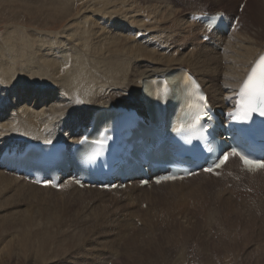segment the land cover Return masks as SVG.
<instances>
[{
    "label": "bare ground",
    "instance_id": "1",
    "mask_svg": "<svg viewBox=\"0 0 264 264\" xmlns=\"http://www.w3.org/2000/svg\"><path fill=\"white\" fill-rule=\"evenodd\" d=\"M86 1L84 0L81 6ZM166 1L172 8L168 6L154 8L153 3L156 0H90L89 7L83 9L80 12L83 14L73 19L74 23L71 29L65 32V36L54 33L56 31L52 32L53 36L37 46L34 53L26 52L24 55L26 63L14 64L10 60L13 55L9 53L12 47L1 46L3 60H0V151L5 146L15 143L25 145L32 142H77L92 126V122L95 123L118 107L134 108L144 115L145 94L152 99L151 87L168 74L183 70L191 72L197 78L206 91L212 108L230 109L240 83L256 59L264 53V40L259 39L258 32L238 30L239 21L228 36L215 32L208 33L202 24L189 19L192 14H203L205 9H191L185 14L183 12L178 14L176 10L180 11V7L175 6L170 0ZM217 1L225 2L231 7L235 0ZM243 1L239 0L237 10ZM255 1L246 0L240 20L245 16L247 7L251 8ZM218 11L225 10L218 7L209 13ZM226 12L227 16H234L231 9ZM204 36H208L209 40L205 41ZM21 75L32 76L25 84L28 87L18 84ZM12 174L0 169V182L11 186L10 190L15 192L20 190L34 194L57 192L23 181L21 177ZM240 177L248 178L242 180L243 182H237L236 179ZM217 178L200 173L185 180L152 185L149 188L168 186L170 191L173 189L178 191L176 188L187 187L186 190L190 189L191 194L215 191V194L225 196L228 193H219L220 190L217 191L216 186L222 179L236 182L234 185L248 181L252 191L259 187L264 191V173L251 175L242 172L236 160L230 159ZM138 181L139 178L133 180L131 188L106 192L78 188L70 182H65L60 192L85 191L84 193H95L99 197L117 196L115 201L127 209L122 216L137 223V218L141 221H144L145 217L151 219L150 213L153 212L151 208L148 210V207L153 202L156 204L161 196L155 194L156 191L155 193L148 191V187H137ZM254 181L258 182L251 184ZM240 194L242 195V192ZM232 196L233 193L230 192L227 198ZM193 197L195 196L191 198ZM223 202L219 203L220 206L224 204ZM145 204L147 210L143 211ZM226 205L229 206L228 203ZM168 208L170 210V206ZM127 222L121 224L117 231L118 235L122 229L133 230L135 223ZM43 254L40 252L38 256L42 257ZM84 254L88 261L90 255ZM84 256L80 257L81 262L85 259ZM99 262L97 264H103Z\"/></svg>",
    "mask_w": 264,
    "mask_h": 264
},
{
    "label": "rangeland",
    "instance_id": "2",
    "mask_svg": "<svg viewBox=\"0 0 264 264\" xmlns=\"http://www.w3.org/2000/svg\"><path fill=\"white\" fill-rule=\"evenodd\" d=\"M83 1L0 0V60H3L1 46L12 47L9 53L14 64L26 63V52L34 53L54 33L65 36L73 19L89 7L90 0L81 6ZM170 1L180 7V11L174 9L178 14L191 9L211 12L218 7L227 14L226 10L231 9L238 17V30L258 32L259 39L264 40V0H256L251 8L247 7L241 20L244 7L241 10L239 5L237 10L239 0L232 2V8L217 0ZM153 6L171 7L166 0H156ZM29 79L32 76L21 75L18 84L28 87L25 84ZM246 178L236 180L241 182ZM246 182L234 185L236 182L220 179L218 185L214 183L219 193H228L225 196L216 195L215 191L191 194L187 187L176 188L178 191H170L168 186L147 188L161 196L148 207L153 212L151 219L137 218V223L122 216L127 209L115 201L117 196L105 198L95 193L60 192V189L55 194L35 195L24 190L16 193L10 190L11 186L0 182V264H97L99 261L103 264H264V191L261 187L258 189L262 192L252 191ZM230 192L233 196L228 199ZM252 195L259 197L258 200ZM219 201L225 202L220 206ZM146 207L147 204L143 205V211ZM126 221L135 223L133 230L122 229L118 235ZM40 252L44 253L42 257L38 256ZM84 253L91 259L89 256L86 261ZM81 256L85 258L82 262Z\"/></svg>",
    "mask_w": 264,
    "mask_h": 264
},
{
    "label": "snow or ice",
    "instance_id": "3",
    "mask_svg": "<svg viewBox=\"0 0 264 264\" xmlns=\"http://www.w3.org/2000/svg\"><path fill=\"white\" fill-rule=\"evenodd\" d=\"M239 91L242 100L240 104L241 113L238 118L246 120L254 112H259L261 116H264V56H261L258 62L251 68L249 74L242 82ZM199 99L204 100L205 98L199 96ZM229 156H239L242 164L249 171L264 168V160H253L235 151L228 153L224 159L226 160ZM223 163L224 160H221L213 167H220ZM212 170V167L205 169V171ZM169 178L166 177L165 179Z\"/></svg>",
    "mask_w": 264,
    "mask_h": 264
}]
</instances>
